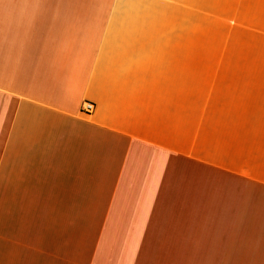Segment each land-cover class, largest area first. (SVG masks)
Segmentation results:
<instances>
[{"label": "crops", "instance_id": "obj_1", "mask_svg": "<svg viewBox=\"0 0 264 264\" xmlns=\"http://www.w3.org/2000/svg\"><path fill=\"white\" fill-rule=\"evenodd\" d=\"M178 1L0 0V264H264V0L234 66Z\"/></svg>", "mask_w": 264, "mask_h": 264}, {"label": "rangeland", "instance_id": "obj_2", "mask_svg": "<svg viewBox=\"0 0 264 264\" xmlns=\"http://www.w3.org/2000/svg\"><path fill=\"white\" fill-rule=\"evenodd\" d=\"M220 3L203 11L193 4L178 1L177 51L172 56L176 59V66H234L229 40L235 26L239 25L237 13H249V0H221ZM189 18L192 31L187 30L185 22ZM213 35L226 38L225 43L216 41Z\"/></svg>", "mask_w": 264, "mask_h": 264}, {"label": "built area", "instance_id": "obj_3", "mask_svg": "<svg viewBox=\"0 0 264 264\" xmlns=\"http://www.w3.org/2000/svg\"><path fill=\"white\" fill-rule=\"evenodd\" d=\"M94 110V105L90 102H85L83 104V112L87 113V114H91Z\"/></svg>", "mask_w": 264, "mask_h": 264}]
</instances>
